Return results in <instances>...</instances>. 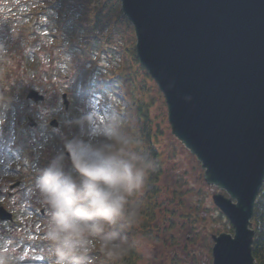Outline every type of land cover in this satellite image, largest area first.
Instances as JSON below:
<instances>
[{
    "label": "water",
    "instance_id": "obj_1",
    "mask_svg": "<svg viewBox=\"0 0 264 264\" xmlns=\"http://www.w3.org/2000/svg\"><path fill=\"white\" fill-rule=\"evenodd\" d=\"M119 1L136 58L165 99L171 134L201 164L204 181L228 196L212 197L233 229L212 236V264H254L250 220L264 182V0ZM27 98L43 100L35 91ZM9 219L0 208V220Z\"/></svg>",
    "mask_w": 264,
    "mask_h": 264
},
{
    "label": "rangeland",
    "instance_id": "obj_2",
    "mask_svg": "<svg viewBox=\"0 0 264 264\" xmlns=\"http://www.w3.org/2000/svg\"><path fill=\"white\" fill-rule=\"evenodd\" d=\"M112 3L107 4L110 8L115 9L114 12L121 13L119 0ZM73 7L78 6L74 5ZM112 9L106 7L105 10L113 24L116 20L113 16L116 17L117 15L112 11L110 12ZM114 27L115 31H112L110 35L108 32H104L107 27H102V33L95 32V35L102 37L103 50L112 53V55L99 53L97 57L93 58L92 66H96L98 69L96 71L100 74H104L106 70L111 72L116 68L119 73L125 66L133 67L132 73H136L137 88L142 87L141 90L137 89L138 97L148 104L152 102L149 110L156 126L157 146L160 151L162 166L158 182L159 191L153 201L155 212L150 220L142 221L136 234V236L154 238L155 248L150 260H145L137 253L135 264H212L213 241L211 236L226 233V230L229 229L226 219L219 214L218 209L213 204L212 197L215 194L224 196L226 194L224 191L205 183L204 171L200 167V163L171 135L162 94L150 77V81L145 78L146 71L141 70L140 65H136L130 56V48L135 45V36L131 25L121 22L119 19ZM86 36L90 37L89 35ZM13 37L14 41L18 38L17 35ZM58 47L54 48L56 50L54 62L57 63L60 59L64 66L69 65L70 70L73 67H81L83 63L87 64L92 60L78 59L77 54L81 52L64 45L62 42ZM89 52L88 50L86 55L89 56ZM5 70L10 73L9 81L13 85H16V81L20 85V81H22L21 86L25 90L24 94L18 90L12 91L11 98L6 102L15 105V108L20 109L24 115L32 119L34 130L25 133L24 131L27 130L31 122H27L26 118L18 124L17 121L22 119V115L17 117L10 114L9 109H6L4 104L3 110L0 111V206H3L13 215H16L17 212L16 220L19 224L12 229L13 234L23 236L24 233L25 236L23 237H26L27 241H31L36 232H46L48 219L47 209L41 203L40 195L34 187V179L39 169L46 166L54 154L62 151L64 138L78 137L94 143L92 138L95 131L91 125L87 131L81 129L79 132L67 124L62 130L59 129V126L56 129L50 128L55 133L53 135L57 145L49 147L54 143L51 142L43 148L39 147L44 145L43 142L40 143L45 134L43 130L50 131L49 120L52 119L51 116L61 112L60 95L66 92L63 90L70 87L75 89L76 87L69 79H42L40 73H37L36 78L30 75L25 76L19 57L9 59L6 55L0 54V79L6 77ZM14 88L17 87L14 86ZM29 89L38 91L44 95L47 101L43 104L27 101L25 95ZM2 100L4 99L0 97V101ZM120 103L124 107V102L121 101ZM92 107L96 108L95 100L92 102ZM101 116L98 111L93 115L94 120L97 121L101 120ZM47 117L50 119L48 120ZM55 119L60 123L59 119ZM61 119H63V114H61ZM23 136L24 139H22ZM37 155L44 162V165L41 163L42 167L35 165ZM16 181L19 182V185L13 190H9V187ZM9 192L11 194L8 196ZM130 201L133 202L132 197ZM41 210H44L42 219L37 216ZM7 232L10 233V229ZM0 250L4 255L12 254L16 257L10 261L6 260L4 264H16L20 258L31 259L35 256L30 248L16 252L17 248L3 244L0 245Z\"/></svg>",
    "mask_w": 264,
    "mask_h": 264
},
{
    "label": "trees",
    "instance_id": "obj_3",
    "mask_svg": "<svg viewBox=\"0 0 264 264\" xmlns=\"http://www.w3.org/2000/svg\"><path fill=\"white\" fill-rule=\"evenodd\" d=\"M40 1L44 4L42 8ZM110 2L114 3L115 0H0V52L9 59L19 57L25 76L30 75L36 78L37 73H40L42 79L61 78L74 82L76 88L71 90L67 120H61V129L67 124L77 132L81 129L87 130L93 118L90 103L94 99L98 100V111L104 116L102 122L93 124L96 131L93 137L94 143L102 139L100 133L109 113L118 109L132 118L134 121L132 131L141 141V145L134 147L133 150L147 156L156 165V171L150 174L145 190L139 195H134L133 202L130 201V206L138 208L141 211L142 221L146 222L155 212L153 201L159 191L158 182L162 166L157 146L156 126L149 110L152 102L148 104L138 97L137 89L141 90L142 87L137 88L136 73H132L133 67L125 66L119 73L117 68L111 72L106 70L104 74L94 72V78L88 81V63L70 70L69 65L64 66L60 59L57 63L54 62L56 60L54 48H59L58 45L61 42L81 52L77 54L78 59L85 58L89 61L100 51L107 53L108 56L112 55L103 50L102 37L95 35V32L102 33V27H107L104 32L110 35L112 31H115L114 24L119 19L127 23L121 13H116L114 8H110L107 4ZM74 5L78 7H73ZM106 7L112 9L110 12L117 15L113 16L116 19L113 24L110 16L106 14ZM14 35L18 36L16 41L13 39ZM41 36L44 37L45 42L41 41ZM88 50L89 56L86 55ZM130 56L137 65L133 46L130 48ZM5 76L4 79H0V96L9 97L14 90L24 91L21 86L22 81L20 85L17 81L16 85H13L8 79L10 73L7 70H5ZM145 78L150 81L146 74ZM121 101L125 104L123 108ZM7 106L10 108L11 105L7 104ZM55 116L58 115L55 114ZM86 117L89 118L87 122ZM52 140V134L50 137L46 134L45 142L49 144L53 142ZM65 164L67 165V161ZM250 224L254 231L252 241L254 264H264V182L256 197ZM116 230H121L119 225ZM138 230L139 227L128 229L122 231V234L134 238ZM231 231L232 229L229 228L228 232ZM137 255V252L133 250L124 264H135ZM93 258L94 264H103V261L107 264L105 258L98 252L93 253Z\"/></svg>",
    "mask_w": 264,
    "mask_h": 264
},
{
    "label": "clouds",
    "instance_id": "obj_4",
    "mask_svg": "<svg viewBox=\"0 0 264 264\" xmlns=\"http://www.w3.org/2000/svg\"><path fill=\"white\" fill-rule=\"evenodd\" d=\"M5 103L0 101V111ZM133 125L116 109L106 116L99 142L64 138L62 151L39 169L34 187L47 209L51 264H94V252L107 264H124L133 250L151 259L154 238L122 234L142 223L130 198L145 190L156 171L153 160L133 150L141 145Z\"/></svg>",
    "mask_w": 264,
    "mask_h": 264
}]
</instances>
